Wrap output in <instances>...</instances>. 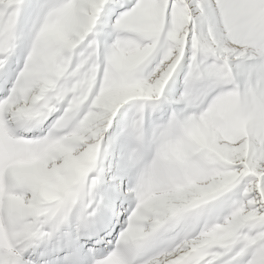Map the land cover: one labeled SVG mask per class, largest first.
<instances>
[{
	"label": "snow or ice",
	"instance_id": "6c2138e0",
	"mask_svg": "<svg viewBox=\"0 0 264 264\" xmlns=\"http://www.w3.org/2000/svg\"><path fill=\"white\" fill-rule=\"evenodd\" d=\"M0 264H264V0H0Z\"/></svg>",
	"mask_w": 264,
	"mask_h": 264
}]
</instances>
